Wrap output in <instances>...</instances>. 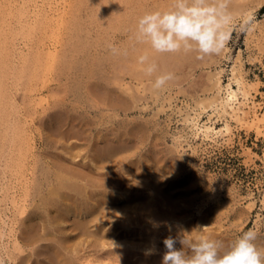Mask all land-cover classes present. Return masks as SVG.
Masks as SVG:
<instances>
[{
    "label": "bare ground",
    "instance_id": "bare-ground-1",
    "mask_svg": "<svg viewBox=\"0 0 264 264\" xmlns=\"http://www.w3.org/2000/svg\"><path fill=\"white\" fill-rule=\"evenodd\" d=\"M10 1L12 0H0V97H2L3 95L4 99L3 100L0 98L1 100H3V103L0 102V105H2L0 106V123L2 124H0V129H2L3 131L0 130V132L4 133V140L6 142H13L15 147H18L16 149L20 152L22 150L26 151L25 149H23L24 147L21 146L24 143H29V140L27 135L23 134L25 131L23 132V130L20 128L19 123H17L18 120H15L14 122L12 120V122L3 121L5 119L9 120V118H11L9 117V114L11 110H13V108L10 104L14 106L13 101L12 103L10 102L11 97L9 95L12 94H9L10 91L8 92V90L6 89L10 84L5 83L7 82V80L5 81L4 79L5 77L9 76V72L10 70H12L13 66L17 71V75L14 78L20 79L18 81H21L23 79L21 82L24 83V80L26 79L28 81L30 78L34 79L37 73L34 77L32 75H34V72H36V67L40 66L38 69H41V67L42 69L44 67H47L48 71V68L52 69V64H50V62L53 63L55 61V64L57 65L56 62L58 60H56V57L58 56L48 50L45 55L50 58V61L46 59L41 60L43 59V57H45V55H43V52L41 51L44 49L46 50L47 46L46 43L43 44L42 39L44 36L42 38L40 36L44 34H41L39 38H37L36 42H34L33 46H31L33 50H37L38 54L32 53L31 56L29 54H20V60L22 61H15L16 57L13 54L15 53V48L13 46L14 41H16L14 40L15 37H17L18 34L21 36L22 34L26 33L24 31L22 33V30H25L26 28L32 29L28 26L30 24V21L32 22L33 20L39 27L38 32L43 33L47 30L46 32H44L45 34L51 31V28H53L54 30V28L57 26H60L59 28L61 29L63 25L66 26L71 22V20H74V23H77L76 19L79 18L78 11L80 10V8L81 10L82 8H85V6H87V13L91 12V17H89L88 14L85 13L87 17L90 18L89 20H91L97 14H99L98 12L101 13L103 8L108 5V0H69L68 2H70V5H68L67 9L70 8L69 12L71 11V17L73 19L71 17L69 19H66V16L63 17L64 15H61L59 16L61 19L58 20L55 18V20H57L56 22L53 18L55 15L52 17L50 16L51 14L48 13L50 9L48 10L46 8H43L37 10L36 8L31 7L34 9H32L33 15L31 14V17L34 18H30L26 13V8L28 10L29 7H25L24 13L22 12L23 9H20V14L17 15V13V17L15 15V27L11 25L13 23L12 20V23H10L5 18L6 14H12L11 10L14 6L10 5ZM63 1L65 2V4H67V1ZM111 1L114 2V0ZM240 1L242 0H232L233 4H230L233 7V11L238 9L240 11L243 9V4H240ZM172 2L173 0H119V2L115 3V6L112 5L114 9L116 7V13L114 14L112 12L113 17L109 19L107 16V21H104L106 24H99L100 28L105 26L104 30H106L107 25L109 28H115L119 23L121 26V31L118 37V48L121 50L126 49L128 52L127 56L112 55L108 52L109 57L107 59H110L111 61L109 60L110 62L108 61L109 63H106L109 64L108 66L106 65L108 67V70L106 69L107 67H105L108 72L106 75L104 74L105 76L102 77L103 81L106 77V82H104V84H107L105 85L106 87L104 86L105 89L103 90L105 94L103 96H107V98L105 102L102 101L100 103L101 105L105 103L103 105V107L105 106V108H101L100 110H98L97 116H104L105 114L101 110H105L107 108V110H110L108 112H113L112 116L114 117V119L108 122V119L105 120V117L107 115L104 116L105 119L101 118L98 127H103V130L102 128L96 129L97 124H95V128L91 129L89 128L90 126L88 127L89 130L91 129L90 131L94 134L93 136L90 135L89 138H91V141L87 142L88 145L91 144V142L92 144L90 146L86 144L87 147L90 148V154H86L88 155V157H90L88 158L89 160H87V163H79L78 161L74 162L73 160H71L73 153H70V150H72L71 147H73L74 145L72 144L70 145V149L67 147L69 149L66 150L68 154L66 152H63V154H65L64 156H62V153L59 155L60 160L62 159L66 164L63 162L61 163L62 166L58 163L57 165L55 163L57 160L53 161V157L51 159L50 156H48V160H52L56 164V166L59 167L55 168L56 166L54 165V163H52L53 165L52 167H50L48 175L46 174V176L44 177L46 180L45 185L43 184L44 182L41 180V178H39V176L35 174L34 177L36 178L37 182H34L33 184V181L31 180L32 185L29 186L31 187V189L29 190L28 186L23 187V197L26 198L27 196H30L34 205H32L33 208L32 210H30L26 217L20 220H13L17 228V231L13 234V245L17 248V246L22 247V244L26 243L32 245L36 244V247L32 250L31 253H27L20 257H12L10 251L8 249H4V251H0V264L7 263L6 257L15 260V264H26L29 263L28 260L31 261V264H76V260L81 261V264H97V262H94L98 259L97 257L100 258V256H104L103 254H107L109 256L113 255V257H109L110 260L108 259L109 261L107 263L101 260L99 264H161V259L165 248L164 245H155L156 247H154V243L158 244V242L156 243L154 239L164 233L166 235H168V233L169 235H171V226L173 225L175 218L173 219L174 211L173 207H170V204L172 203V201H174V192L177 187L181 188L182 186L183 190L186 189L184 186V179H187V177L180 178V174L186 170H183L182 167L185 164L181 166V163H173V155L174 153H176L173 152L175 151L173 149L175 148H171L172 152H168L169 149L167 151L161 149L162 145L166 143V130L165 127L163 130V127L161 126V117L166 114L165 113L161 115L162 113L166 112V110L164 109L166 106L164 105V102L166 103L167 100L169 101L171 99L179 98L180 95L178 96V94H183L185 95L184 97L187 98H189L188 95H190L191 97L194 96L196 99L194 103L197 110L194 116H192L188 121H190L192 127L195 128L196 135L199 132L204 136H208L209 133L212 132L213 134L217 131L214 132V127L210 125L203 124L202 126H199V116L204 109L213 106L217 111L215 112L217 116L220 114L221 116L224 114H229V116L238 119L242 114H244L242 108L240 107V105H238L240 104L238 95L241 94L244 99L248 100L247 97L249 94L251 95L252 88L256 92L258 87V81L255 84L250 83L249 85L243 79V75L240 71V69L243 67V63L240 59V54L235 61L238 63V65H234L231 68V77L229 78V82L223 85L221 81V75L223 73L222 68H218V70H216L215 68L216 71L214 73L208 74L204 73L205 71H201L205 76L203 77V79L201 78L202 76L197 77V74L195 75L196 70L194 69L199 65L205 64L204 61H206L204 60L205 57L203 59L204 61L202 59H197L198 53L196 52L184 53L183 51H181L178 53L160 54L154 52L146 44L136 43L134 36L138 18L145 12L154 10H167L172 6ZM255 2H257L258 7H262V3L264 2V0H255ZM19 3L21 4V2ZM24 4L26 5V2H23V6ZM27 5L31 6L30 3ZM33 6L37 7L36 4H34ZM112 6L110 10H112ZM107 7L109 8V6ZM95 12H97V14H94ZM251 14L252 12H247L244 18H247ZM97 16L96 18H98ZM27 17H29V20H32L29 21L26 19L25 21V18ZM100 17L102 18L101 15ZM5 19L9 23H7ZM80 19L81 18H79V20ZM97 20L95 19V21ZM80 23L82 24L83 21ZM80 23L77 24L80 25ZM3 24H5V29L2 28V26H4ZM34 24L32 25L35 26ZM6 25L8 28H6ZM38 27L36 26L34 28L37 29ZM75 27H77V25ZM80 27H82V25ZM68 30L71 32L72 29ZM69 31L67 33H69ZM71 33L73 34V32ZM72 36L73 38H75V40L80 38V35L77 36L79 38H76L74 34ZM72 36L70 35L71 38ZM84 38H80L81 40L79 44H82L81 41ZM38 42L42 45L41 47L36 48ZM68 43L70 44L72 42ZM68 43L66 42L67 45ZM67 45L65 46L68 49ZM76 45L77 44L72 45V47H74L75 49H70V52L63 51L65 52V54H62L61 56L59 55V61L62 59H66L65 61L67 62L68 58L75 60V58H71L72 52L74 51V54H77V52L80 50L79 48L82 47L78 46V48L76 47ZM82 45L84 47V45H87V42L86 44L84 43ZM257 46L258 49H261V51L262 49H264V36L259 38ZM83 47L82 49L86 48ZM76 48H78L79 50H77ZM63 50H65V48ZM75 50H77V52ZM104 50L105 49H103V51ZM88 51L89 50H87V52ZM145 52H147L158 65V71L152 77L146 76L141 71V66L137 63L138 56ZM80 53L78 54L80 55ZM87 54L85 52L86 56ZM88 56L87 60L86 57H82L81 62L80 56L77 62H80L81 66L84 63H87L86 66H84V70L86 69L87 71L88 80L84 82L90 83L88 85L86 95L92 97L93 101H95V99L100 101L103 97L101 96V93L104 92L99 93V91H102L99 90L101 89V83L98 82V79L100 78H97L98 73H95L97 77L94 75V71L99 72L100 67L97 64V61H92L95 58H92L91 60L90 58H88ZM105 56L106 55H104V57ZM215 56L216 55H214L213 57ZM92 57H95V55H92ZM229 57V51L225 47L219 54L218 59L216 58L218 61L214 60L215 58H212L211 61H214L215 65V62L218 64L223 59ZM98 58L100 59L98 60L99 63V61H102V57H99L98 55ZM72 60L70 61L73 65L75 62H73L74 60ZM104 60H106V57L104 58ZM207 60H209L208 57ZM16 62L19 65H16ZM71 62H69V67H71ZM77 62L76 64L78 65L79 63ZM102 62L105 63L106 61ZM62 65L64 66V64ZM100 65L104 66V64ZM199 67H197V69ZM62 68L65 69V66ZM14 71L11 72L13 73ZM30 71L33 73H30ZM39 71L38 75L40 74ZM101 72L103 73V70ZM165 72L174 73V79L169 81L164 89L153 90L152 81H154L155 76L163 74ZM75 73L78 74L80 72ZM81 73V75H85V73L83 74V71ZM191 76H193L195 79L197 77L198 79L191 80ZM94 77H96L97 80H94ZM99 77H101V75ZM37 78L40 79V77L38 76ZM18 81L14 82L17 83ZM3 83L7 84L8 86L3 87ZM12 85L13 84H11V86ZM233 85H236V89H234ZM23 86H25L26 88L25 83ZM19 89L21 90V88ZM188 89L191 90L189 91ZM23 90L25 89L23 88L21 91ZM26 91H28V89ZM200 91L203 97L200 96ZM223 91L224 96H221L220 93H222ZM28 92H31L30 88ZM5 95H7V97ZM4 96L6 97V99ZM5 103L10 107L8 108L6 105H4ZM94 105H97L96 101L92 104V106L95 108ZM169 106H171L170 102ZM254 106L255 103H253V107L250 106V120L257 119L264 121V113L261 117H259ZM75 107L77 108L78 106L73 105L72 109L75 110ZM98 108L99 107H96L95 109ZM155 109L156 111H154ZM7 110L8 112L10 110L9 114L7 113ZM169 114H166V118H168V121L170 122ZM146 115L151 116L148 118L146 117ZM53 118L54 121H51L55 124V127L58 126L59 130H61L62 128V130L60 131L61 136H66L68 133V136H76L78 140L83 139L84 133L86 131L85 127L88 122L82 120L83 116L79 115L78 112L75 115H70L68 114V112L63 111L58 115L54 114ZM163 120L165 119L163 118ZM107 122H111V124L108 125ZM56 129L53 130L56 131ZM224 129L225 131H228L229 128L227 124H225ZM220 131L218 130V132ZM86 155L84 156L85 159L87 158ZM52 156L54 155L52 154ZM10 159L15 160V158ZM179 166L182 167L181 170H179ZM10 167L13 168L14 165H11ZM184 167L186 168V166ZM85 169L86 171H84ZM190 184L191 186H193L192 183ZM9 188L10 185L6 188L8 190V192H6L7 196H9L10 194ZM12 188H14V186ZM185 196L187 197V194ZM11 197L9 199L12 203L11 207H14L12 209L15 213V210H19L21 205H18L19 202L18 200H16V197L14 195ZM175 200L176 203H178L177 199ZM161 206H164L165 209L163 210ZM10 208L8 209L10 210ZM178 208L179 207H176V210ZM217 211H219V209ZM187 223L188 222H186V224ZM175 226L176 225H174L173 228L176 229ZM188 232H190V228ZM177 233L178 232H174L172 236L175 237ZM208 233L207 235L210 236V238L214 235V233ZM222 235L225 236V234ZM257 240H259V238ZM150 241H152L153 244L150 243ZM256 243L261 250H264V246H262L264 245L263 241H258ZM176 247L180 248L181 245L177 243ZM185 250L189 251L187 249Z\"/></svg>",
    "mask_w": 264,
    "mask_h": 264
},
{
    "label": "rangeland",
    "instance_id": "rangeland-1",
    "mask_svg": "<svg viewBox=\"0 0 264 264\" xmlns=\"http://www.w3.org/2000/svg\"><path fill=\"white\" fill-rule=\"evenodd\" d=\"M33 1L34 0L32 1L30 0V2L29 0L10 1V5L14 6L13 9L11 10L13 16L12 14H6L5 18L10 23H12L11 20L13 21V23L11 24L13 25V27H15V15L17 13H18L17 15L20 14L19 12L20 9L21 10L23 9L22 12L24 13L25 7H29L28 9L29 12L26 8V13L29 15L30 18H34L31 17L33 15L32 12L34 10L31 7H34L37 10L43 8L44 9L46 8L48 10L50 9L48 13H50L51 14L50 16L52 17L55 15L53 17L55 22L57 21L55 20V18L59 20L61 19L59 17L61 15H64L63 17L66 16V19H69L72 15L71 11L69 12L70 8L67 9L68 5H70V2H68L69 0H65L67 1L66 2L67 4H65L63 0L62 1L35 0L34 3ZM230 1H231L230 3H232V0ZM19 2H21V4ZM23 2L24 3L26 2V5L30 3L31 6L30 5L26 6L25 4L23 6ZM116 2H119V0L117 1L114 0V2L108 0V5H106L103 8L101 13L100 12H98L99 14H97V12L94 13L98 15V16L96 15L98 18H96L95 16L91 20H89L90 19L89 17H91L90 15L91 12L87 13L88 12L87 6H85V8H82V10L80 8V10L78 11L79 12L78 17L81 19L79 20V18H77L76 20L77 23L83 21L82 24L80 23L79 25L77 23H74L75 21L70 19L71 20L70 22L71 24L69 23L70 26L69 24H67L66 26L63 25L61 29L59 28L60 26H57L54 28V30L53 28H51L50 29L51 31L47 32L46 34L44 32H46L47 30L44 31L43 33L38 32L39 27L37 23L34 22V20L31 22L30 20L32 19L29 20V17H27L25 18V21L26 19L30 21L31 26L29 24L28 27H31L32 29L26 28L25 30H22V33L23 31L26 33L22 34L21 36L18 34V36L15 37L14 39L16 40L13 43V46L15 48L14 50L15 53H13L14 56L16 57L15 61L17 60L19 62L22 61L20 60V54L21 55L29 54L30 56L32 55V53L38 54L37 50H33L31 46H33L34 42H36L37 38H39L41 34H44L40 36L41 38L44 36L42 39L43 44L46 43L47 45L46 50L44 49L45 51L44 50L41 51L43 52L42 54L45 55V53H47V51L49 50L58 56L56 57V60L58 61L56 62L57 65L55 64V61L53 63L50 62V64H52V69L48 68V71H47V67H44L43 68L44 70L41 67L43 71L41 69H38L40 66L36 67L35 69L37 70L36 72H34V75H32L34 77L35 74L37 73L34 79L30 78L29 81L27 79L24 80L26 88L25 86H23L24 83L21 82L23 79L21 81H18L20 79L14 78L17 75L16 74L17 71L14 68V66L12 70H10L9 76L5 77L4 79L5 81L7 80V82L3 81L7 84H10L9 87L7 84L3 83L4 84L3 87L8 86L6 89L8 90V92L10 91L9 94L10 93L12 94L9 96L11 97L10 102L12 103L13 101L14 106H12V104L10 105L13 108V110H16L13 111L10 108L13 115L11 114L10 110L9 112L12 116L9 114L7 110V113L11 118L7 116L9 120L5 119L3 121L14 122L15 120H18L17 123H19L20 128L23 130V132L25 131L23 134H26L29 140V143H24L21 146L24 147L23 149H25L26 151L22 150L19 152L16 149L18 147H15L13 142L12 143L6 142L3 137L4 133L0 132V215H1L0 216V251H4V249H8L12 257L14 256L20 257L27 253H31L32 250L36 247V244L32 245L26 243H23L22 247L17 246V248L14 247L13 245V239H14L13 234L17 231L14 221L26 217L27 214L30 212V210H32L33 208L32 205H34L30 196H27L26 198L23 197V187L28 186V189L29 190L31 189V187L29 186L32 185L31 184L32 181L33 184L34 182H37L36 178L34 177L35 174L39 176V178H41V180L44 182L43 184L45 185L46 180L44 177L46 176V174L48 175L50 167H52L53 165L52 163H54L53 161L57 160L58 162L56 161L55 162L56 164L57 163L61 164L63 162L65 163V161H63L62 159L60 160L59 155L62 153V156H64L65 154H63V152H66L68 148L70 149V145L72 144L74 145L73 147H71L72 150H70V153H73L71 160H73L74 162L78 161L79 163L82 162L87 163V160H89L88 158H90L88 157V155L90 154L89 151L90 148L87 147L88 145L87 142L91 141V138L89 137L90 135L93 136L94 134L90 130L92 128H95V124H97L96 129L102 128L103 130V127H98V125H99V121H101V118H104L105 115L107 116L105 117L106 119L105 118L104 119L105 120L108 119L107 120L108 122L114 119V117L112 116L113 112H108L110 110H107V108L105 110H101L104 112L105 114L104 116L101 117L99 115L98 117L97 114H98V110H100L101 108L102 109L105 108V106L103 107L105 103L102 105L100 103L102 101L105 102L107 98V96L106 97L103 96L105 94L103 89H105L106 87L105 85L107 84V83L104 84V82H106V77L104 81L102 77L105 76L108 72L107 66L109 64L106 63L110 60L107 58L109 57V53H111L108 49V45L114 44L118 48L119 45L118 37L121 31V26L119 23L115 28H109L107 25L106 30H104L105 26L100 28V25H103L105 23L104 21H107V16L109 19L113 17L112 12L114 14L116 13L115 12L116 7L115 9L113 8ZM239 3L243 4L242 6L245 12L243 11V9L240 11L239 9L233 11L232 9L233 7L230 4V10L236 17L237 23L240 22L241 18H244L247 12L250 11L252 12V14L247 17L250 19V25L247 31L241 32L239 28H236V30L233 32L232 38L226 46L227 50L229 51L230 57L223 59L218 64L215 62L214 65V61L212 62L211 59L215 58L214 60L218 61L217 59L219 55H216L217 57L216 56L213 57L214 55L206 56L204 59L206 61L202 59L205 62V64H202L203 66L199 65L200 67L197 66L200 69L199 68L197 69L196 67L194 70H196L195 75L197 74L196 75L197 77L202 76L201 78L203 79V77L205 76L201 71H205L204 73L208 74V73H214L216 70H218V68H222L223 73L221 75V81L222 84L225 85L226 83L229 82V78L231 77V68L234 65H238V63L235 61L238 55L240 54V59L243 63V67L240 69V71L243 75V79L249 85L250 83L255 84L258 81L257 82L258 85L256 84L258 86L257 91L255 92V90L252 88L251 95L249 94L247 97L248 100L244 99L241 94L238 95V100L240 101V104L238 105H240L244 114H242L241 117L238 119L229 116V114L228 115L224 114L222 116L220 114L217 116V114L215 113L217 111L214 109L213 106L207 107L201 112L198 123L199 126H202L203 124L210 125L214 127V132L217 131L216 133L213 134L212 132L209 133L208 136H204L202 133L199 132L196 135L195 128L192 127V124L190 123V121H188L192 116H194L197 110L194 103V101L196 100L194 96L191 97L190 95H188L189 98H187L184 97L185 95L183 94H178V96L179 95L181 96V97L179 96L180 99L175 98L169 101L167 100L166 103L164 102V105H166L164 108L166 112L161 114L163 115L165 113L166 114L170 113L169 114L170 122L168 121V118H166V114L161 117V121H162L161 126L163 127V130L164 127L166 130L165 131L166 143L163 142L164 144L162 145L161 149L165 151L169 149L170 151L168 150V152H172L171 148L172 147L175 148L173 149L175 150L173 152H176L173 155V163L175 164L181 163V166L185 164L184 166H186V168L184 166L182 167L183 170L185 169L186 170L180 174L181 176L180 178L187 177V179H184V186L186 189L183 190L181 185H180L181 188L177 187L174 192L175 197L173 196L174 201H172V203L170 204V207H173V211H174L173 219L175 218L174 219L175 224L173 223V225L171 226L172 229L170 231V234L172 236L174 232L175 233L178 232L177 235H175L176 237L179 236V234H181L182 230L186 232L187 229L186 237L193 241H196V239L198 240L200 238H209V239L212 238L215 240L223 241L225 246L231 244L232 241H234V239H236L242 232L247 231L249 229H254L257 232L259 240H257L256 242L258 241L264 242V121L257 119L250 120L251 119L250 106L253 107V103H255L256 107L254 106V108H256L255 110L257 111L259 117H261L262 114L264 113V49H262L261 51V49H258L257 46L259 42V38L264 36V2L262 3L263 5L261 4L262 7H258L257 2H255V0H242ZM32 4L33 5L36 4L37 7L33 6ZM20 6H22L23 8ZM107 6H109V8ZM111 6L113 11L110 10ZM85 13L88 14L89 17H87ZM100 15L102 16V18L100 17ZM95 19L98 20L95 21ZM8 21L7 23H9ZM32 24H34L35 26H33ZM75 24L77 25L78 28L75 27L76 26ZM3 25L4 26H2V28L5 29V24ZM81 25L82 27H80ZM36 26L38 27L37 29L34 28ZM73 27L75 28V30ZM6 28H8L7 25ZM68 29L70 30L72 29L71 32H73L76 38L85 37L84 39H82L81 42L82 44L84 43L86 44L87 42V45H84V47L86 48H84L81 43H80L81 45L79 44L81 39L79 38L75 40V38H73L72 36L73 34ZM68 31L70 34L67 33ZM70 35L72 36V38L70 37ZM69 39L72 41H70ZM73 40L77 43H75ZM66 42L67 43L72 42L70 44L68 43L70 47L66 44ZM38 43L36 48L41 47L42 45L41 43L39 44ZM73 44H77L76 47L82 46L85 50L82 49V47L80 48L78 47L80 50L76 48L77 50H79L78 52L77 50H75L77 54H74V51L71 54L72 55L71 58H75V60L73 59L74 61L70 58H68L69 61L67 60L68 63L65 61L66 59L65 60L62 59L59 61V55L61 56L62 54H65V52L69 51L70 49L72 50L75 49L74 48L75 45L74 47H72ZM65 45H67L68 49L66 48ZM64 48L65 50H63ZM103 49H105L107 52L105 50L104 52ZM87 50L89 51L87 52ZM84 51L86 52V54L87 53L89 54L90 57L88 56V54L87 56L91 60L92 58L96 59L97 57L96 60L94 59L95 61L94 60L92 61L93 62L97 61L99 67L100 68L102 67L101 69L99 68V72L94 71V75L96 76V74L98 73L97 74L98 77L97 76L96 77L100 78L98 79V82L101 83L100 85L101 89L99 90L102 91L99 90L98 91L99 93L104 92L101 93V96L103 97L100 101L95 99L96 104L102 106L101 107L94 105L95 108L99 107L98 109H95L92 106L93 102H95L93 101V98L90 97L89 95L88 96L86 95V92L88 90V85L90 82L89 83L84 82L88 80L87 71L86 69L84 70V66H86L87 63H84L85 65L83 64L82 66L80 63L82 61L81 60L82 57L83 58L86 57L87 60V56L85 55ZM100 51L101 52L103 51L104 53L103 52L101 53ZM78 53H80V55ZM92 55L93 56L95 55V57H92ZM98 55L99 57H102V61L104 62L106 61V62L103 63L102 61H99L98 63V60H100L98 58ZM104 55H106L105 56L106 60H104L105 58ZM45 57H43V59L41 60L46 59L50 61V58L48 56L45 55ZM207 57L209 60H207ZM79 58H80V62H77ZM70 60H72L75 63L72 65V62ZM259 60L261 63L259 62ZM69 62H71V67H69L70 66ZM76 62L79 64L77 65ZM62 64H64L65 69L62 68L64 67ZM100 64H104V66L103 65L101 66ZM16 65L19 64L16 62ZM105 67H107L106 68L107 70L105 69ZM102 70L103 73L101 72ZM11 71L14 72L12 73ZM38 71L40 72L39 75L41 76L38 75ZM82 71L83 74L85 73V75H81ZM75 72H80V73L76 74ZM30 73L33 72L30 71ZM100 75L101 77H99ZM37 76L40 77V79H38ZM96 77H94V80L95 79L97 80ZM197 77L196 79H198ZM190 78L191 80L192 79L196 80L193 76H191ZM14 81H18V82L16 83ZM11 84L13 85L11 86ZM28 87L31 89V92H28L29 91ZM233 87L234 89H236V85H233ZM19 88H21V90L24 88L25 90L21 91ZM27 89L28 91H26ZM188 90L190 91L191 89ZM200 94H201L200 96L203 97L201 91ZM220 95L224 96V91L220 93ZM5 96L7 97V95ZM0 98L3 99V95ZM87 98L90 100H88ZM3 100H1L0 102L3 103ZM169 102L171 103L172 108L171 106H169ZM72 104L80 107L79 108L75 107V110H73ZM4 105L7 106L6 103ZM7 107L9 108L10 106L8 105ZM63 111L68 112V114L70 115H75L78 112L79 115L83 116L82 120L88 122L86 124L85 127L86 131L84 133L82 140H78V138L73 135L68 136V133L66 136L63 135L61 136L60 131L62 130V128L61 130H59L58 126L55 127V124L51 121L56 117L55 116L53 118L54 114L58 115ZM154 111H156V109ZM150 116L151 115H146V117L148 118ZM163 118L165 120H163ZM109 124H111V122L108 123V125ZM225 124L228 125L229 128L228 131H225L224 129ZM88 127L91 129L89 130ZM56 128L58 129V131ZM53 129H56V131ZM218 130L219 131L222 130V131L218 132ZM91 144H89L88 146H90ZM52 154L54 156H52ZM84 154L85 155L88 154L86 155L87 157L86 159L84 157L85 156ZM55 155H57L58 157ZM48 156H50L51 159L53 157V161L51 160L52 162L48 160L49 158ZM10 158H15V160ZM55 163L54 165L56 166ZM11 165H14V167L11 168L10 167ZM181 166H179V170H181L182 168ZM57 167L59 166H56L55 168ZM9 169L12 171H10ZM84 171H86V169ZM190 183H192L193 186H191ZM9 185H10L9 196L11 197L14 195L16 197V200H18L19 202L18 205H21L19 210L15 208L16 209L15 213L14 210L12 209L14 207H11L12 203L9 199L10 197L6 195V192H8L6 188ZM13 186L14 188H12ZM188 189H192V190H188ZM186 194L187 197L185 196ZM175 199H177L178 203H176ZM176 207L179 208L176 210ZM8 208H10V210ZM161 208L163 210L165 209L164 206H161ZM218 209L219 211H217ZM186 222L188 223L186 224ZM174 225H176L175 226L176 229L173 228ZM189 228H190V232H188ZM226 232L229 233L231 237ZM207 233L208 234L214 233V235L213 236L211 235L212 237L210 238V236H208ZM222 234H225V236ZM163 235L167 237L169 236V233L168 235H166L165 233L159 235L160 238L157 237L156 238L157 240L154 239L156 243L158 242V244L154 243V247L163 245L162 241L165 238V236ZM150 243L153 244L152 241H150ZM103 255L104 256H100V258L97 257L100 260L97 259L94 263L97 262V264H99L101 260L107 263L110 260L109 257H113V255L112 256H109L107 254H103ZM6 262H7L6 264H15V260L10 259L8 257H6ZM28 262L29 263L26 264H31L30 260H28ZM76 264H81V261L76 260Z\"/></svg>",
    "mask_w": 264,
    "mask_h": 264
},
{
    "label": "clouds",
    "instance_id": "clouds-1",
    "mask_svg": "<svg viewBox=\"0 0 264 264\" xmlns=\"http://www.w3.org/2000/svg\"><path fill=\"white\" fill-rule=\"evenodd\" d=\"M249 25V18L236 22L230 0H173L167 10L149 11L140 16L134 39L156 53L196 52L197 59H204L219 55L236 28L245 32ZM108 49L112 55H128L126 49L114 44H109ZM137 63L148 77L158 71L157 63L147 52L138 56ZM173 79L172 72L156 75L152 88L162 90ZM185 234L182 230L177 237L169 235L163 239L165 251L161 264H264V250L257 246L258 234L254 229L242 232L227 246L223 241L209 238L193 241ZM177 243L180 248L176 247Z\"/></svg>",
    "mask_w": 264,
    "mask_h": 264
}]
</instances>
